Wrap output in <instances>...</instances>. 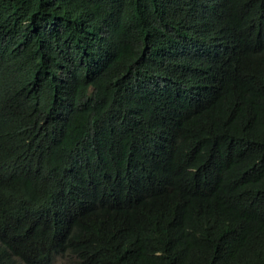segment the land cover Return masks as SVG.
Listing matches in <instances>:
<instances>
[{"label": "trees", "instance_id": "obj_1", "mask_svg": "<svg viewBox=\"0 0 264 264\" xmlns=\"http://www.w3.org/2000/svg\"><path fill=\"white\" fill-rule=\"evenodd\" d=\"M57 255L264 264V0H0V264Z\"/></svg>", "mask_w": 264, "mask_h": 264}, {"label": "rangeland", "instance_id": "obj_2", "mask_svg": "<svg viewBox=\"0 0 264 264\" xmlns=\"http://www.w3.org/2000/svg\"><path fill=\"white\" fill-rule=\"evenodd\" d=\"M53 264H70V259L64 255H57Z\"/></svg>", "mask_w": 264, "mask_h": 264}, {"label": "bare ground", "instance_id": "obj_3", "mask_svg": "<svg viewBox=\"0 0 264 264\" xmlns=\"http://www.w3.org/2000/svg\"><path fill=\"white\" fill-rule=\"evenodd\" d=\"M50 263V262H49Z\"/></svg>", "mask_w": 264, "mask_h": 264}]
</instances>
